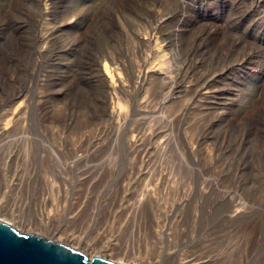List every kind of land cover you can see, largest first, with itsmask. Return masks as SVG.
Masks as SVG:
<instances>
[{"label": "rangeland", "instance_id": "1", "mask_svg": "<svg viewBox=\"0 0 264 264\" xmlns=\"http://www.w3.org/2000/svg\"><path fill=\"white\" fill-rule=\"evenodd\" d=\"M139 1L52 0L48 3H36L35 0H0V49H2L0 50V122L5 123L7 121L14 105L17 104L22 109L24 108L17 118L18 121H14L8 126V133L0 135V210L5 213L0 215V218L3 217L21 233H27L25 230L27 228L24 229L16 222L17 220H21V223L25 221L24 224L29 225L34 234L43 235L44 238L48 239L52 234L58 235L62 238L61 240H64L65 234L68 236L74 233L72 236H77L84 241L88 237L87 242H85L90 247L99 239L93 247L114 251L113 253L118 250L117 254L115 253V258L123 260L124 264L137 262L198 264L202 261L209 262L207 264H264V0ZM186 2L187 4H185ZM250 3L252 6L248 5ZM37 9L40 10L36 11ZM160 10L164 13H161ZM182 17L185 19L184 22ZM64 21L66 23H63ZM37 26H39V31ZM172 29L174 33H172ZM137 30L139 31L137 32ZM166 30L170 31L167 32ZM150 31L153 32L152 36ZM35 36L39 39L37 40ZM117 37L118 39H116ZM66 39L67 42H65ZM110 41L111 43H109ZM67 43L68 45H66ZM25 45L26 47H24ZM158 46L161 48L158 49ZM35 47L38 49L36 50ZM100 47L101 49H99ZM171 47L176 48L173 49L175 53L170 50ZM132 49H135V52ZM24 50H29L32 53L37 51L38 54L33 55L35 59L40 56V61L36 59L40 63L37 64L35 60L31 64L33 60L31 58L32 60L26 61V64L19 57ZM101 50L106 54V57L114 56L117 63H123L125 67L127 65V71L132 62L141 64L143 58L148 59V66L158 67L157 64L155 65L156 52L165 51L163 57L167 56L166 59H170L171 68L174 70L171 75L175 77V80L180 75H177V69L180 66L182 68V65L186 67L183 83L187 86L186 91L179 90L178 93L173 94L174 100L170 105L171 108L169 106V108H162L155 114H149L150 108L144 112L143 110L142 112L138 111V113L135 111L133 116H128V120L123 124L124 127L118 128L113 123L114 120L109 119L102 108L96 107L98 105H88L85 103L86 101H79L77 98L79 91L89 92L97 87L96 77L98 75L96 69L89 63L94 56L102 53ZM149 54L150 56H148ZM10 55L11 57H9ZM168 56L170 57L168 58ZM101 64L99 65L101 73L106 75L103 63L101 62ZM17 67H19V71ZM7 68L9 69L7 70ZM10 71L11 73H9ZM38 73L39 75L34 77ZM87 73L88 75H86ZM120 74L124 75V72L121 71ZM115 78L116 76H114ZM30 79L31 81H29ZM15 84L19 88H16ZM21 88L24 98L21 96L12 101L13 94ZM74 90L78 91L75 92ZM133 93L137 94L134 91ZM144 94L147 95L141 93L139 99L145 96ZM28 95H31L29 96L31 98ZM119 97L120 101H124L126 98L122 95ZM28 99L31 101L29 102ZM175 100L176 102H174ZM122 101L121 104H123ZM177 108L186 109L183 112L184 118L178 123L179 125L166 126L169 123V118H171V116L166 117V114L168 112L169 115L179 114L181 110ZM71 109L72 111H70ZM126 109L131 113L130 107ZM211 110L216 112L213 113ZM143 115H147L148 118L145 116V119ZM147 119L152 120V122L147 121ZM166 119L168 120L166 121ZM219 119L220 121H218ZM19 122L21 123L19 124ZM192 124L196 127L195 130ZM133 125H136V128L142 127L141 129L145 132L148 131L143 132L146 136L151 132L150 129L158 126L161 127L157 128L158 131L163 134L156 137L151 145L145 144L146 141H144L145 143L141 142L148 147L142 162L135 154L139 148H128L125 143V141L127 142L126 139L135 134V132L127 129ZM143 126L148 128H143ZM172 128L173 130H171ZM114 129L116 130L114 131ZM123 135L126 136L125 139ZM187 138L190 140L188 141ZM157 143L159 144L158 149L152 150V146L158 145ZM86 145L88 148L85 147ZM189 145L195 147L197 156L186 154L185 149ZM77 154L78 157H76ZM84 156L85 158H83ZM154 158L157 161L155 163L153 162ZM149 159L151 160L148 161ZM131 161L133 164L130 165ZM134 162L136 163L134 164ZM150 163L151 166H149ZM132 168L136 172L132 171ZM138 170L140 173H137ZM150 170L151 173H149ZM146 171H149V174ZM157 174L159 175L157 176ZM150 176H153V180ZM149 177L150 179H148ZM140 180L141 182H139ZM207 180L214 182L215 188L207 186ZM216 185L218 186L216 187ZM144 188L145 190H143ZM146 189L152 197L155 196L149 202L142 200V194ZM223 189L230 193L229 198H220L219 191L223 192ZM139 191L140 194L137 195ZM228 199L230 200L228 201ZM242 200L243 202L239 203ZM246 200L248 202H245ZM245 203L251 208L247 209ZM235 206L237 212H233ZM44 210L45 212L50 211L49 215L52 213L53 217L51 214L45 229H39L37 227L40 224L39 213ZM229 210L230 212H228ZM249 221L251 225L255 224L254 228L249 226ZM254 221L256 223H252ZM41 223L45 224V222ZM61 230L66 231V233ZM258 230L259 232H257ZM103 233L104 235H102ZM99 236L101 238H98ZM254 236H257L255 240L253 239ZM70 243L68 246L81 250L78 244ZM202 251H206L207 254ZM81 252L89 259L95 256L87 250H81Z\"/></svg>", "mask_w": 264, "mask_h": 264}, {"label": "bare ground", "instance_id": "2", "mask_svg": "<svg viewBox=\"0 0 264 264\" xmlns=\"http://www.w3.org/2000/svg\"><path fill=\"white\" fill-rule=\"evenodd\" d=\"M48 0H35V2L36 3H48V2H51L52 0H49L48 2H47ZM55 1V0H54ZM60 1V0H59ZM84 1V0H83ZM88 1H90V0H88ZM93 1V0H92ZM110 1H112V0H110ZM140 1H142V0H140ZM139 1V2H140ZM154 1V0H153ZM174 1V0H173ZM183 1V0H182ZM190 1V0H189ZM188 1V2H189ZM224 1V0H223ZM242 1V0H241ZM249 1H251V0H249ZM71 2V1H70ZM103 2H106V1H103ZM103 2H101V3H103ZM155 2V1H154ZM160 2V1H159ZM194 2V1H193ZM253 2V1H252ZM259 2V1H258ZM35 3V4H36ZM96 3V2H95ZM116 3H117V1H116ZM118 3H120L119 1H118ZM141 3H143V2H141ZM153 3V2H152ZM174 3V2H173ZM202 3V2H201ZM205 3V2H204ZM242 3V2H241ZM26 4V3H25ZM135 4V3H134ZM146 4V3H145ZM150 4H151V2H150ZM156 4V3H155ZM175 4V3H174ZM173 4V5H174ZM185 4H187V2L185 3ZM189 4V3H188ZM207 4V3H206ZM234 4V3H233ZM232 4V5H233ZM238 4H239V2H238ZM243 4V3H242ZM258 4H260V3H258ZM26 5H28V4H26ZM33 5H34V3H33ZM43 5H46V4H43ZM137 5V4H136ZM158 5V4H157ZM182 5H184V4H182ZM191 5V4H190ZM195 5V4H194ZM249 6H252L251 5V3L250 4H248ZM38 6V5H37ZM48 6V5H47ZM52 6H53V4H52ZM56 6H58V5H56ZM63 6V5H62ZM129 6H131V5H129ZM142 6H144V5H142ZM159 6H160V4H159ZM162 6V5H161ZM186 7H187V5H185ZM189 6V5H188ZM192 6V5H191ZM239 6V5H238ZM241 6V5H240ZM243 6H244V4H243ZM247 6V5H246ZM35 7V6H34ZM46 7V6H45ZM64 7H66V6H64ZM63 7V8H64ZM166 7V6H165ZM199 7V6H198ZM206 7V6H205ZM255 7V6H254ZM20 8V7H19ZM26 8H28V7H26ZM30 8V7H29ZM32 9H33V6L31 7ZM52 8V7H51ZM140 8V7H139ZM144 8V7H143ZM156 8H158V7H156ZM159 8H162V7H159ZM158 8V9H159ZM172 8L174 9V6H172ZM192 8V7H191ZM240 8V7H239ZM238 8V9H239ZM242 8V7H241ZM15 9H17V8H15ZM35 9V8H34ZM67 9V8H66ZM132 9V8H131ZM163 9V8H162ZM181 9V8H180ZM184 9V8H183ZM187 9V8H186ZM197 9V8H196ZM195 9V10H196ZM237 9V8H236ZM251 9V8H250ZM17 10H19V9H17ZM22 10H23V8H22ZM40 10V9H39ZM38 9L36 10V11H39ZM45 10V9H44ZM52 10V9H51ZM150 10V9H149ZM178 10V9H177ZM25 11V10H24ZM54 11V10H53ZM57 11V10H56ZM62 11V10H61ZM60 11V12H61ZM144 11V10H143ZM153 11H156V10H153ZM190 11V10H189ZM254 11V10H253ZM26 12V11H25ZM25 12H24V14H25ZM41 12V11H40ZM59 12V13H60ZM63 12V11H62ZM121 12V11H120ZM159 12V11H158ZM160 12H161V10H160ZM173 12H174V10H173ZM173 12H171L172 14H173ZM178 12V11H177ZM244 12H246V11H244ZM256 12V11H255ZM264 12V11H263ZM48 13V12H47ZM124 13H125V11H124ZM149 13V12H148ZM157 13V12H156ZM161 13H164V12H161ZM179 13V12H178ZM180 13H181V11H180ZM185 13V12H184ZM189 13V12H188ZM43 14V13H42ZM50 14V13H49ZM52 14V13H51ZM58 14V13H57ZM64 14V13H63ZM136 14V13H135ZM256 14V13H255ZM262 14V13H261ZM22 15V14H21ZM34 15V14H33ZM32 15V17H34ZM141 15V14H140ZM149 15V14H148ZM166 15V14H165ZM184 15H186V13L184 14ZM242 15H243V13H242ZM28 16V15H27ZM27 16H25V17H27ZM46 16V15H45ZM51 16V15H50ZM64 16V15H63ZM119 16V15H118ZM129 16V15H128ZM131 16V15H130ZM170 16V15H169ZM176 16V15H175ZM24 17V18H25ZM53 17H54V15H53ZM76 17V16H75ZM74 17V18H75ZM120 17V16H119ZM132 17V16H131ZM134 17V16H133ZM146 17H147V15H146ZM161 17V16H160ZM167 17V16H166ZM173 17V16H172ZM244 17V16H243ZM246 17V16H245ZM21 18H23V17H21ZM28 18V17H27ZM31 18V17H30ZM38 18V17H37ZM40 18H41V16H40ZM43 18V17H42ZM122 18V17H121ZM120 18V19H121ZM141 18V17H140ZM147 18H149V17H147ZM156 18V17H155ZM154 18V19H155ZM176 18H177V16H176ZM183 18V17H182ZM192 18V17H191ZM229 18V17H228ZM32 19V18H31ZM43 19H45V18H43ZM122 19H124V18H122ZM240 19H241V17H240ZM261 19H262V15H261ZM73 20V19H72ZM71 20V21H72ZM131 20V19H130ZM157 21H158V18L156 19ZM155 20V21H156ZM161 20H162V18H161ZM21 21V20H20ZM29 21V20H28ZM32 21V20H31ZM61 21V20H60ZM69 21V20H68ZM150 21H152V20H150ZM170 21V20H169ZM185 21V19L183 18V22ZM41 22H42V20H41ZM40 22V23H41ZM50 22H51V20H50ZM54 22V21H53ZM59 22V21H58ZM66 22H67V20H66ZM65 21L63 22V23H66ZM129 22V21H128ZM127 22V23H128ZM131 22V21H130ZM176 22V21H175ZM262 22V21H261ZM107 23V22H106ZM123 23H125V22H123ZM151 23V22H150ZM154 23V22H153ZM158 23V22H157ZM172 23V22H171ZM234 23V22H233ZM264 23V22H263ZM36 24V23H35ZM135 24V23H134ZM161 24H162V22H161ZM9 25V24H8ZM50 25H52V24H50ZM56 25H57V22H56ZM108 25V24H107ZM124 25V24H123ZM141 25V24H140ZM147 25V24H146ZM157 25V24H156ZM155 25V26H156ZM169 26H170V24H168ZM12 26V25H11ZM111 26V25H110ZM119 26V25H118ZM126 25H124V27H125ZM145 26V25H144ZM149 26V25H148ZM154 26V25H153ZM186 26H187V24H186ZM197 26V25H196ZM16 27V26H15ZM38 27L39 26H37V29H38ZM70 27H71V25H70ZM133 27V26H132ZM151 27V26H150ZM150 27H148L149 29H150ZM173 27V26H172ZM201 27V26H200ZM200 27H198V28H200ZM18 28H20V27H18ZM30 28V27H29ZM28 28V29H29ZM35 28V27H34ZM53 28V27H52ZM96 28V27H95ZM126 28H127V26H126ZM134 28V27H133ZM141 28V27H140ZM144 28V27H143ZM157 28H158V25H157ZM170 28V27H169ZM176 28H177V26H176ZM175 28V29H176ZM180 28V27H179ZM197 28V27H196ZM94 29V28H93ZM122 29V28H121ZM125 29V28H124ZM139 29V28H138ZM190 29H192L191 27H190ZM201 29V28H200ZM223 29V28H222ZM51 30V29H50ZM60 30V29H59ZM117 30V29H116ZM118 30H119V28H118ZM129 30V29H128ZM128 30H127V32H128ZM142 30V29H141ZM173 30V29H172ZM180 30V29H179ZM178 30V31H179ZM182 30V29H181ZM197 30V29H196ZM199 30V29H198ZM38 31H39V29H38ZM99 31V30H98ZM115 31V30H114ZM139 30H137V32H138ZM155 31H156V27H155ZM167 31V30H166ZM168 31H170V30H168ZM167 31V32H168ZM191 31V30H190ZM200 31V30H199ZM26 32V31H25ZM64 32V31H63ZM112 32V31H111ZM143 32L145 33V31L143 30ZM142 32V33H143ZM185 32H186V30H185ZM195 32V31H194ZM197 32V31H196ZM29 33V32H28ZM37 34H38V32H36ZM109 33H110V31H109ZM118 33H120V32H118ZM123 33V32H122ZM129 33V32H128ZM132 33V32H131ZM149 33V32H148ZM150 33H151V31H150ZM159 33V32H158ZM172 33H174V30H173V32ZM183 33V32H182ZM191 33V32H190ZM192 33H193V30H192ZM206 34H207V32H205ZM35 34V33H34ZM36 34V35H37ZM59 34V33H58ZM133 34V33H132ZM152 34H153V32L151 33V36H152ZM168 34H170V33H168ZM22 35V34H21ZM28 35V34H27ZM46 35V34H45ZM52 35V34H51ZM55 35V34H54ZM125 35V34H124ZM150 35V34H149ZM156 35H158L157 33H156ZM177 36H178V34H176ZM181 35V34H180ZM196 35V34H195ZM197 35H199V34H197ZM200 35H201V33H200ZM199 35V36H200ZM78 36V35H77ZM101 36V35H100ZM133 36V35H132ZM135 36V35H134ZM147 36V35H146ZM169 36H171V35H169ZM194 36V35H193ZM19 37V36H18ZM79 37H81V36H79ZM126 37V36H125ZM131 37V36H130ZM136 37V36H135ZM144 37V36H143ZM154 37V36H153ZM164 37V36H163ZM174 37V36H173ZM179 37V36H178ZM182 37H183V34H182ZM189 37V36H188ZM204 37V36H203ZM17 38V37H16ZM22 38V37H21ZM28 38V37H27ZM35 38H36V36H35ZM41 38V37H40ZM63 38V37H62ZM70 38V37H69ZM78 38V37H77ZM115 38V37H114ZM148 38H150V36H148ZM185 38V37H184ZM196 38V37H195ZM202 38V37H201ZM237 38H239V37H237ZM22 39H24V38H22ZM37 39V38H36ZM39 39V38H38ZM37 39V40H38ZM44 39H46V38H44ZM53 39H55V38H53ZM52 39V40H53ZM60 39V38H59ZM79 39V38H78ZM108 39V38H107ZM116 39H118V37L116 38ZM131 39V38H130ZM134 39H136V38H134ZM164 39V38H163ZM166 39V38H165ZM170 39V38H169ZM168 39V40H169ZM177 39V38H176ZM240 39V38H239ZM19 40V39H18ZM34 40V39H33ZM99 40V39H98ZM113 40V39H112ZM172 40V39H171ZM189 40V39H188ZM192 40V39H191ZM13 41V40H12ZM32 41V40H31ZM40 41V40H39ZM43 41V40H42ZM46 41V40H45ZM44 41V42H45ZM57 41V40H56ZM102 41H104V40H102ZM106 41V40H105ZM143 41V40H142ZM157 41V40H156ZM175 41V40H174ZM180 41V40H179ZM235 41H238V40H235ZM21 42V41H20ZM50 42V41H49ZM53 42V41H52ZM65 42H67V39H66V41ZM100 42V41H99ZM144 42V41H143ZM142 42V43H143ZM147 42V41H146ZM166 42V41H165ZM170 42V41H169ZM173 42V41H172ZM175 42H177V41H175ZM174 42V43H175ZM188 42V41H187ZM204 42V41H203ZM206 42V41H205ZM209 42V41H208ZM10 43V42H9ZM11 43H13V42H11ZM19 43V42H18ZM24 43V42H23ZM37 43V42H36ZM39 43V42H38ZM46 43V42H45ZM44 43V44H45ZM48 43V42H47ZM64 43V42H63ZM97 43V42H96ZM109 43H111V41L109 42ZM134 43V42H133ZM132 43V44H133ZM152 43V42H151ZM151 43H149L150 45H151ZM231 43V42H230ZM14 44V43H13ZM17 44V43H16ZM32 44V43H31ZM42 44H43V42H42ZM52 44V43H51ZM131 44V45H132ZM161 44V43H160ZM166 44V43H165ZM169 44V43H168ZM170 44L172 45V43L170 42ZM178 44V43H177ZM188 44V43H187ZM204 44V43H203ZM210 44V43H209ZM214 43H212V45H213ZM228 44V43H227ZM24 45V44H23ZM28 45V44H27ZM48 45V44H47ZM52 45H54V44H52ZM66 45H68V43L66 44ZM65 45V46H66ZM78 45V44H77ZM82 45V44H81ZM84 45V44H83ZM108 45V44H107ZM141 45V44H140ZM149 45V46H150ZM183 45V44H182ZM189 45V44H188ZM211 45V46H212ZM215 45V44H214ZM224 45V44H223ZM231 45V44H230ZM13 46V45H12ZM18 46V45H17ZM35 46V45H34ZM39 46V45H38ZM92 46V45H91ZM95 46V45H94ZM102 46V45H101ZM134 46H135V44H134ZM144 46H145V44H144ZM162 46V45H161ZM173 46V45H172ZM186 46V45H185ZM185 46H183V47H185ZM205 46V45H204ZM216 46V45H215ZM226 46V45H225ZM1 47V46H0ZM20 47H22L21 45H20ZM19 47V48H20ZM24 47H26V45L24 46ZM41 47V46H40ZM39 47V48H40ZM45 47V46H44ZM43 47V48H44ZM74 47V46H73ZM122 47V46H121ZM124 47H125V45H124ZM151 47H152V45H151ZM189 47H190V45H189ZM207 47V46H206ZM210 47V46H209ZM13 48V47H12ZM15 48V47H14ZM32 48V47H31ZM46 48V47H45ZM49 47H47V49H48ZM59 48V47H58ZM57 48V49H58ZM82 48V47H81ZM109 48V47H108ZM136 48V47H135ZM139 48H141V47H139ZM145 48V47H144ZM143 48V49H144ZM159 48H161V47H159L158 46V49ZM175 47H171V49L170 50H173ZM178 48V47H177ZM211 48V47H210ZM8 49V48H7ZM35 49L37 50L38 49V47L36 48L35 47ZM50 49V48H49ZM64 49V48H63ZM99 49H101V47L99 48ZM110 49V48H109ZM117 49V48H116ZM157 49V48H156ZM163 49H164V47H163ZM176 49V48H175ZM204 49H205V47H204ZM0 50H2V49H0ZM9 50V49H8ZM21 50V49H20ZM20 50H19V52H20ZM42 50V49H41ZM40 50V51H41ZM82 50V49H81ZM105 50V49H104ZM112 50V49H111ZM115 50V49H114ZM129 50H131L130 48H129ZM128 50V51H129ZM135 50V49H134ZM133 49H132V51H134ZM142 50V49H141ZM155 50V49H154ZM185 50V49H184ZM202 50V49H201ZM200 50V51H201ZM207 50V49H206ZM217 50H219V49H217ZM223 50V49H222ZM5 51V50H4ZM52 51V50H51ZM83 51V50H82ZM102 51V50H101ZM123 51V50H122ZM131 51V52H132ZM147 51H149V50H147ZM175 50H173V52H174ZM186 51V50H185ZM189 51V50H188ZM212 51V50H211ZM12 52V51H11ZM87 52V51H86ZM93 52V51H92ZM99 52V51H98ZM112 52H114V51H112ZM126 52V51H125ZM130 52V53H131ZM135 52V51H134ZM145 53H147L146 51H144ZM143 52V53H144ZM162 52V51H161ZM165 52V51H164ZM164 52H162V53H160V51L159 52H156L155 54H156V60H155V65L157 64V66L158 67H150V66H148V59H142L143 60V62L141 63V64H137V63H134V62H132L131 64H130V68L128 69V71H127V65H126V67H125V65L123 64V63H117L116 62V59H115V57L114 56H107L106 57V54H104V52L102 51V53H99L98 54V56H94V58H92V56H91V61H90V65H93V67H94V69H96V72H97V79H96V82H98V84H97V87L96 88H93L91 91H89V92H87V93H89V95H87V93L85 92V91H79V93H78V99H79V101H86L85 103H88V105H94V106H96V105H98V106H96V107H100V108H102L103 109V111L105 112V114H106V116L109 118V119H112V120H114V122L113 123H115V125L118 127V128H120V127H124L123 126V124H124V122L126 121V120H128V116H133L134 114H135V111H137V113H138V111L139 112H142V110H143V112L148 108H150V110H151V112H149V114L150 113H157L158 111H160V109H162V108H167L168 106L170 107V105L172 104V100H174L173 99V94H175L177 91H183V90H185L186 89V87L187 86H185L183 83H184V77L186 76V67L185 66H183L182 65V68H181V66L177 69V71H176V73H177V75L178 74H180L179 75V77H178V79L177 80H175V77H172V75H171V73L174 71V70H172V68H171V63L169 62L170 61V59L168 60V59H166V57L164 58L163 57V55H164ZM168 52V51H167ZM170 52V51H169ZM220 52V51H219ZM13 53V52H12ZM38 54V52L36 51V52H30L29 50H24V52H23V54L22 55H20L19 57H21L22 58V60H24V62H30L32 59L31 58H33V60L31 61L32 63L31 64H33L34 63V61L37 59V57H36V59L34 58L35 56L33 55V54ZM130 53H129V55H130ZM138 53V52H137ZM142 53V52H141ZM142 53V54H143ZM150 53V52H149ZM171 53V52H170ZM175 53V52H174ZM179 53V52H178ZM6 54V53H5ZM4 54V55H5ZM10 54V53H9ZM82 54V53H81ZM112 54V53H111ZM133 54V53H132ZM132 54H131V56H132ZM140 54V53H139ZM138 54V55H139ZM142 54H141V56H142ZM187 54V53H186ZM14 55V54H13ZM40 55V54H39ZM93 55V54H92ZM119 55V54H118ZM118 55H117V57H118ZM146 55V54H145ZM174 55V54H173ZM182 55V54H181ZM15 56V55H14ZM38 56V55H37ZM87 56V55H86ZM125 56V55H124ZM135 56V55H134ZM147 56V55H146ZM148 56H150V54L148 55ZM172 56V55H171ZM219 56V55H218ZM9 57H11V55L9 56ZM41 57H42V55H41ZM45 57H47V56H45ZM170 56H168V58H169ZM173 57V56H172ZM176 57H178V56H176ZM8 58V57H7ZM39 58H40V56H39ZM38 58V59H39ZM83 58V57H82ZM121 58V57H120ZM134 58V57H133ZM138 58V57H137ZM142 58V57H141ZM155 58V57H154ZM198 58V57H197ZM208 58V57H207ZM5 59V58H4ZM37 59V60H38ZM124 59V58H123ZM151 59V58H150ZM153 59V58H152ZM11 60V59H10ZM13 60V59H12ZM36 60V62H37V64H38V62L40 61V59H39V61H37ZM119 60V59H118ZM135 60V59H134ZM154 60V59H153ZM198 60V59H197ZM50 61V60H49ZM79 61V60H78ZM86 61V60H85ZM132 61H133V59H132ZM237 61V60H236ZM8 62H10V61H8ZM27 62H26V64H27ZM87 62V61H86ZM101 62L103 63V67H104V70H105V72H106V75L105 74H103V73H101V69H100V67H99V65L101 64ZM172 62V61H171ZM181 62V61H180ZM185 62V61H184ZM3 63H4V61H3ZM6 63V62H5ZM40 63V62H39ZM140 63V62H139ZM215 64H216V62H214ZM80 64V63H79ZM180 64H182V63H180ZM191 64V63H190ZM230 64V63H229ZM231 64H233V63H231ZM3 65V64H2ZM9 65V64H8ZM36 65V64H35ZM42 65V64H41ZM40 65V66H41ZM83 66H84V63L82 64ZM102 65V64H101ZM150 65V64H149ZM226 65V67H227V64H225ZM244 65V64H243ZM11 66V65H10ZM17 66V65H16ZM29 66V65H28ZM31 66H33V65H31ZM30 66V67H31ZM39 66V65H38ZM43 66V65H42ZM87 66V65H86ZM1 67V66H0ZM3 67V66H2ZM12 67V66H11ZM15 67V66H14ZM25 67V66H24ZM88 67V66H87ZM146 69H145V68ZM225 67V66H224ZM236 67V66H235ZM238 67V66H237ZM18 68V71L20 70L19 69V67H17ZM34 68V67H33ZM38 68V67H37ZM40 68V67H39ZM212 68V67H211ZM9 68H7V70H8ZM28 69V68H27ZM35 69V68H34ZM82 69V68H81ZM225 69V68H224ZM4 70H5V68H4ZM3 70V71H4ZM85 70V69H84ZM88 70V69H87ZM223 70V69H222ZM15 71V70H14ZM13 71V72H14ZM27 71H29V70H27ZM32 71V70H31ZM37 71V70H36ZM121 71H123L124 72V75L122 74H120V72ZM24 72H25V70H24ZM33 72V71H32ZM188 72V71H187ZM208 72V71H207ZM228 72V71H227ZM2 73V72H1ZM5 73V72H4ZM7 73V72H6ZM9 73H11V71L9 72ZM15 73V72H14ZM13 73V74H14ZM27 73V72H26ZM37 73V72H36ZM191 73V72H190ZM196 73V72H195ZM219 73H220V71H219ZM226 73V72H225ZM21 74V73H20ZM96 74V73H95ZM94 74V75H95ZM173 74V73H172ZM214 74V73H213ZM4 75V74H3ZM17 75V74H16ZM39 75V73L37 74V75H34V77L35 76H38ZM86 75H88V73L86 74ZM114 76H116V78L114 79ZM123 76V77H122ZM220 76V75H219ZM11 77V76H10ZM22 77V76H21ZM82 77V76H81ZM191 77H192V75H191ZM5 78H7V77H5ZM26 78V77H25ZM24 78V79H25ZM42 78V77H41ZM10 79V78H9ZM12 79H13V77H12ZM19 79V78H18ZM32 79V78H31ZM31 79L29 80V81H31ZM84 79V78H83ZM205 79H206V77H205ZM209 79V78H208ZM210 79H211V77H210ZM4 80V79H3ZM2 80V81H3ZM7 80H8V78H7ZM6 80V81H7ZM26 80V79H25ZM85 80H86V78H85ZM94 80H95V78H94ZM1 81V82H2ZM5 81V80H4ZM28 81V80H27ZM33 81V80H32ZM41 81V80H40ZM161 81V83H159ZM176 81V82H175ZM34 82H35V78H34ZM33 82V83H34ZM37 82V81H36ZM89 82V81H88ZM91 82V81H90ZM94 82V81H93ZM188 82V81H187ZM8 83V82H7ZM11 83V82H10ZM16 83V82H15ZM24 83V82H23ZM42 83V82H41ZM209 83V82H208ZM3 84V83H2ZM1 84V85H2ZM6 84V83H5ZM20 84V83H19ZM22 84V83H21ZM20 84V85H21ZM28 84H30V83H28ZM92 84V83H91ZM94 84V83H93ZM32 85V84H31ZM38 85V84H37ZM6 86V85H5ZM15 86H16V84H15ZM26 86H28V85H26ZM41 86V85H40ZM84 86V85H83ZM94 86V85H93ZM208 86V85H207ZM24 87V86H23ZM22 87V88H23ZM32 87V86H31ZM36 87V86H35ZM38 87V86H37ZM42 87V86H41ZM211 87V86H210ZM16 88H19V87H17L16 86ZM22 88L20 89V90H18L16 93H14L13 94V98H12V101L13 100H15V99H18V98H20L21 96H22ZM27 88H30V87H27ZM33 88V87H32ZM82 88V87H81ZM83 88H85V87H83ZM3 89V88H2ZM12 89H13V86H12ZM86 89H88V88H86ZM98 89V90H97ZM197 89V88H196ZM205 89H208V88H205ZM212 89H213V87H212ZM4 91H5V89H3ZM25 90V89H24ZM31 90V89H30ZM88 90H90V89H88ZM204 90V89H203ZM1 91V90H0ZM75 91V90H74ZM76 91H78V90H76ZM75 91V92H76ZM132 91V92H131ZM133 91L135 92V93H137V94H134L133 93ZM186 91V90H185ZM211 91V90H210ZM213 91V90H212ZM15 92V91H14ZM24 92V91H23ZM32 92V91H31ZM190 92V91H189ZM193 92V91H192ZM191 92V93H192ZM141 93H146L147 95H145V96H142V98H140L139 99V97L141 96L140 94ZM178 93V92H177ZM191 93H189V94H191ZM7 94V93H6ZM32 94V93H31ZM77 94V93H76ZM185 94H187V93H185ZM205 94H207V93H205ZM210 94H212V93H210ZM1 95H2V93H1ZM24 95H25V92H24ZM119 95H122V96H124V101H122L123 102V104H121V101H120V97H119ZM140 95V96H139ZM143 95V94H142ZM188 95V94H187ZM29 96H31V95H28V97ZM2 97V96H1ZM23 98H24V96H22ZM37 97V96H36ZM137 99H136V98ZM197 97V96H196ZM198 97H199V95H198ZM29 98H31V97H29ZM33 98H34V96H33ZM183 98V97H182ZM211 98H212V96H211ZM6 99V98H5ZM207 99H208V96H207ZM9 100V99H8ZM20 100V99H19ZM29 100V99H28ZM200 100V99H199ZM24 101V100H23ZM22 101V102H23ZM31 100H29V102H30ZM34 101V100H33ZM39 101V100H38ZM65 101H67V100H65ZM74 101V100H73ZM189 101V100H188ZM174 102H176V100L174 101ZM184 102V101H183ZM182 102V103H183ZM13 103H15V102H13ZM32 103H34V102H32ZM186 103V102H185ZM210 103V102H209ZM221 103V102H220ZM25 104V103H24ZM31 104V103H30ZM96 104V105H95ZM184 104V103H183ZM200 104V103H199ZM206 104V103H205ZM2 105H4V104H2ZM7 105V104H6ZM17 105V104H16ZM14 105V109H13V111H11L9 114H10V116L7 118V121L5 122V123H2V122H0V135H2V134H6V133H8L7 132V128H8V126L12 123V122H16V121H18L17 120V118H19L18 116H19V114L21 113V112H23V109H22V107L20 106V105ZM26 105V104H25ZM176 105H177V103H176ZM178 105H180L179 103H178ZM12 106V105H11ZM16 106V107H15ZM222 106V105H221ZM27 107V106H26ZM91 107V106H90ZM129 107H130V110H131V113H129L130 111H128L126 108H128L129 109ZM168 107V108H169ZM201 107H203L202 105H201ZM217 107V106H216ZM30 108V107H29ZM28 108V109H29ZM80 108V107H79ZM82 108V107H81ZM87 108V107H86ZM92 108V107H91ZM171 108V107H170ZM178 109V108H177ZM190 109V108H189ZM188 109V110H189ZM4 110H5V108H4ZM10 110V109H9ZM77 110V109H76ZM178 110H181L180 108L178 109ZM184 110H186L185 108L184 109H182L181 111H180V113L179 114H176V115H169L168 113L166 114L167 116L166 117H168L169 118V116H171V118H169L170 120H169V123H167V125L166 126H171V124L173 125V124H175V125H177L178 123H180L181 121H182V119L184 118V114H183V112H184ZM203 110V109H202ZM206 110V109H205ZM216 110H218V109H216ZM70 111H72V109L70 110ZM162 111V110H161ZM169 111V110H168ZM173 111H175V110H173ZM212 111V110H211ZM25 112V111H24ZM148 112V111H147ZM171 112V111H170ZM195 112V111H194ZM213 112V111H212ZM214 112H216V111H214ZM213 112V113H214ZM224 112V111H223ZM8 113V112H7ZM89 113V112H88ZM95 113V112H94ZM97 113H99V112H97ZM134 113V114H133ZM196 113V112H195ZM2 115H4L3 113H1ZM25 114V113H24ZM197 114V113H196ZM200 114V113H199ZM261 114V113H260ZM92 115V114H91ZM101 115V114H100ZM148 115V114H147ZM147 115H145V116H147ZM185 115H186V112H185ZM188 115V114H187ZM212 115V114H211ZM217 115V114H216ZM223 115V114H222ZM226 115V114H225ZM263 115V114H262ZM26 116V115H25ZM103 116V115H102ZM145 116L143 115V117L145 118ZM164 116V115H163ZM197 116V115H196ZM198 116H200V115H198ZM208 116V115H207ZM3 117V116H2ZM165 117V118H166ZM212 117V116H211ZM22 118V117H21ZM29 118V117H28ZM147 118H148V116H147ZM186 118V117H185ZM188 118V117H187ZM220 118V117H219ZM260 118V117H259ZM27 119V118H26ZM25 119V120H26ZM146 119V118H145ZM150 119V118H149ZM149 119H147V121L149 120ZM153 119V118H152ZM210 119H212V118H210ZM221 119V118H220ZM220 119L218 120V121H220ZM22 120V119H21ZM24 120V121H25ZM68 120V119H67ZM155 120V119H154ZM168 119H166V121H167ZM203 120V119H202ZM202 120H201V123H202ZM205 120H206V118H205ZM213 120V119H212ZM20 121V120H19ZM149 121H151L152 122V120H149ZM189 121V120H188ZM209 121V120H208ZM263 121V120H262ZM22 122V121H21ZM21 122H19V124L21 123ZM156 122H157V118H156ZM187 122V121H186ZM228 122V121H227ZM24 123V122H23ZM22 123V124H23ZM27 123V122H26ZM196 123V122H195ZM197 123H198V121H197ZM222 123V122H221ZM224 123V122H223ZM226 123V122H225ZM14 124V123H13ZM126 124V123H125ZM182 124V123H181ZM194 124V123H193ZM193 124H192V126H193ZM16 125H17V123H16ZM15 125V126H16ZM26 125V124H25ZM108 125V124H107ZM131 125V124H130ZM137 125V124H136ZM134 126L133 125V127L132 126H130V127H132V128H134V129H130V127L129 128H127V129H129L130 131H133V132H135V134H133L131 137H129L128 139H126L127 140V142L125 141V143L127 144V146H128V148L130 147V148H134V147H137V152H135V154H137V157L138 158H140L141 159V162L144 160V156H146V153H147V149H148V147L145 145L144 146V144L143 143H141L142 141L144 142V141H146V143L145 144H152V142L155 140V138L156 137H159V135L160 134H162V133H160L159 131H158V127L157 128H154V129H150V133H149V135H147L146 136V132H148V131H144L143 129H141V128H136L137 126ZM179 125V124H178ZM187 125V124H186ZM213 125H215V124H213ZM244 125V124H243ZM14 126V127H15ZM18 126V125H17ZM20 126V125H19ZM22 126V125H21ZM110 126H114V125H110ZM148 127H149V125H147ZM185 126V125H184ZM183 126V127H184ZM197 126V125H196ZM218 126V125H217ZM117 127H115L116 129H117ZM140 127V126H139ZM145 126H143V128H144ZM148 127H145V128H148ZM194 127V126H193ZM198 127H200V126H198ZM211 127V126H210ZM224 127V126H223ZM226 127V126H225ZM11 128H13V127H11ZM20 128V127H19ZM18 128V129H19ZM149 128H151V127H149ZM159 128H161V127H159ZM167 128V127H166ZM195 128L196 127H194V130H195ZM209 128V127H208ZM221 128V127H220ZM23 129V128H22ZM111 129V128H110ZM116 129H114V131L116 130ZM126 129V128H125ZM193 129V128H192ZM198 129V128H197ZM12 130V129H11ZM14 130H15V128H14ZM13 130V131H14ZM25 130H26V128H25ZM100 130V129H99ZM101 130H103V128H101ZM119 130V129H118ZM117 130V131H118ZM141 130H143V131H141ZM147 130H149V129H147ZM166 130H168V129H166ZM171 130H173V128L171 129ZM176 130V129H175ZM185 130V129H184ZM191 130V129H190ZM222 129H220V131H221ZM13 131H12V133H13ZM17 131H19V130H17ZM20 131H21V129H20ZM120 131V130H119ZM162 131V130H161ZM165 131V130H164ZM210 131V130H209ZM226 131H227V129H226ZM23 132H24V130H23ZM99 132V131H98ZM143 132H145V133H143ZM190 132H192V130L190 131ZM212 132V131H211ZM221 132H223L224 133V131H221ZM11 133V132H10ZM16 133V132H15ZM103 133V132H102ZM101 133V134H102ZM120 133V132H119ZM222 133V134H223ZM167 134V133H166ZM184 134V133H183ZM192 134V133H191ZM190 134V136H192ZM210 134V133H209ZM82 135H83V133H82ZM97 135H99V134H97ZM109 135V134H108ZM107 135V136H108ZM163 135V134H162ZM189 135V134H188ZM208 135V134H207ZM11 136V135H10ZM124 136V135H123ZM179 136V135H178ZM202 136V135H201ZM7 137H8V135H7ZM82 137V136H81ZM105 137H106V134H105ZM104 137V138H105ZM125 137L126 136H124L123 138L125 139ZM162 137V136H161ZM164 137H166V136H164ZM168 137H169V135H168ZM175 137V136H174ZM176 137H177V134H176ZM193 137V136H192ZM228 137V136H227ZM4 138H6V136H4ZM3 138V139H4ZM61 138V137H60ZM101 138V137H100ZM104 138H102V139H104ZM172 138V137H171ZM179 138V137H178ZM202 138V137H201ZM214 138V137H213ZM216 138V137H215ZM218 138V137H217ZM225 138H226V136H225ZM7 139V138H6ZM158 139H160V138H158ZM168 139H170V138H168ZM188 139V138H187ZM85 140V139H84ZM83 140V141H84ZM165 140H167V139H165ZM179 140V139H178ZM190 139H188V141H189ZM199 140V139H198ZM202 140V139H201ZM78 141V140H77ZM101 141V140H100ZM158 141V140H157ZM161 141V140H160ZM164 141V140H163ZM171 141V140H170ZM187 141V140H186ZM191 141H193V140H191ZM205 141V140H204ZM242 141V140H241ZM99 142V141H98ZM103 142V141H102ZM138 142H139V145H138ZM177 142V141H176ZM199 142V141H198ZM208 142H210V141H208ZM218 142H219V140H218ZM227 142V141H226ZM78 143V142H77ZM87 143V142H86ZM100 143V142H99ZM154 143V142H153ZM163 143V142H162ZM166 143V142H165ZM178 143V142H177ZM181 143V142H180ZM195 143V142H194ZM193 143V144H194ZM203 143V142H202ZM60 144V143H59ZM158 144V143H157ZM172 144V143H171ZM198 144V143H197ZM77 145V144H76ZM78 145H80V144H78ZM84 145V144H83ZM163 145V144H162ZM168 145H170V144H168ZM200 145V144H199ZM217 145V144H216ZM224 145V144H223ZM72 146V145H71ZM82 146V145H81ZM80 146V147H81ZM139 146V147H138ZM177 146V145H176ZM181 146H182V144H181ZM207 146V145H206ZM51 147V146H50ZM79 147V146H78ZM85 147H87V145L85 146ZM158 147H159V144L158 145H156V146H152V150H157L158 149ZM166 147V146H165ZM164 147V148H165ZM171 147V146H170ZM169 147V148H170ZM183 147H185V146H183ZM197 147V146H196ZM223 147V146H222ZM53 148V147H52ZM82 148V147H81ZM88 148V147H87ZM73 149V148H72ZM77 149V148H76ZM83 149V148H82ZM86 149V148H85ZM174 149V148H173ZM177 149H179V148H177ZM183 149H185V148H183ZM198 149V148H197ZM54 150V149H53ZM78 150V149H77ZM186 154H188V155H190V156H194V155H196V149H195V147L193 146V145H189V147H186ZM219 150V149H218ZM79 151V150H78ZM80 151H81V149H80ZM131 151V150H130ZM129 151V152H130ZM168 151V150H167ZM176 151V150H175ZM181 151V150H180ZM179 151V152H180ZM85 152V151H84ZM89 152V151H88ZM133 152V151H132ZM169 152H170V150H169ZM178 152V151H177ZM183 152V151H182ZM86 153V152H85ZM134 153V152H133ZM132 153V154H133ZM184 153V152H183ZM81 153H79V155H80ZM200 154V153H199ZM204 154H205V152H204ZM182 155H184V154H182ZM81 156V155H80ZM86 156V155H85ZM85 156L83 157V158H85ZM130 156V155H129ZM136 156V155H135ZM151 156V155H150ZM169 156V155H168ZM185 156V155H184ZM197 156V155H196ZM195 156V157H196ZM76 157H78V154H77V156ZM82 157V156H81ZM161 157V156H160ZM159 157V158H160ZM244 157V156H243ZM146 158V157H145ZM153 158V157H152ZM151 158V159H152ZM156 158V157H155ZM154 158V163L155 162H157L156 161V159ZM184 158V157H183ZM202 158H204V157H202ZM151 159H149L148 161H150ZM205 159V158H204ZM251 159V158H250ZM80 160V159H79ZM153 160V159H152ZM157 160H158V158H157ZM193 160V159H192ZM191 160V161H192ZM133 161V160H132ZM130 162V165H131V163L133 164V162ZM147 161V162H148ZM187 161V160H186ZM205 161H206V159H205ZM152 162V161H151ZM188 162H190V161H188ZM208 162V161H207ZM136 162H134V164H135ZM145 164V163H144ZM147 164V163H146ZM180 164V163H179ZM140 166V165H139ZM148 166V165H147ZM149 166H151V163H150V165ZM148 166V167H149ZM170 166V165H169ZM137 167H138V165H137ZM145 167H146V165H145ZM149 168H151V167H149ZM157 168V167H156ZM159 168V167H158ZM157 168V169H158ZM173 168V167H172ZM142 169V168H141ZM152 169H153V167H152ZM151 169V170H152ZM160 169V168H159ZM132 171L134 170V168H132L131 169ZM145 170V169H144ZM151 170H150V172L149 173H151ZM156 170V169H155ZM155 170H154V172H155ZM162 170V169H161ZM193 170V169H192ZM129 171H130V169H129ZM135 171V170H134ZM140 170H138L137 171V173L139 172ZM143 171V170H142ZM157 171V170H156ZM159 171V170H158ZM166 171V170H165ZM85 172V171H84ZM136 172V171H135ZM147 172V171H146ZM147 172V173H148ZM140 173V172H139ZM148 173V174H149ZM157 173V172H156ZM161 173V172H160ZM209 173H211V172H209ZM165 174H167V173H165ZM138 175V174H137ZM159 174H157V176H158ZM208 175V174H207ZM209 175H212V174H209ZM143 176V175H142ZM146 177V176H145ZM151 177V176H150ZM150 177L148 178V179H150ZM153 177V176H152ZM151 177V179L153 180V178ZM161 177H165V176H161ZM166 177H168V176H166ZM142 178H144V177H142ZM157 178H159V177H157ZM209 178H210V176H209ZM212 178V177H211ZM139 179V178H138ZM154 179H156V178H154ZM161 179V178H160ZM164 179V178H163ZM166 179H168V178H166ZM203 179V178H202ZM207 179V178H206ZM141 180H143V179H141ZM141 180L139 181V182H141ZM203 180H205V179H203ZM144 181V180H143ZM151 181V180H150ZM215 181V180H214ZM156 183V182H155ZM162 183V182H161ZM207 183H208V185L207 186H212V187H214L215 188V183L213 182L212 183V181H208L207 180ZM224 183V182H223ZM144 184V183H143ZM149 184V183H148ZM163 184V183H162ZM202 184V183H201ZM219 184V183H218ZM221 184V183H220ZM151 185V184H150ZM153 185H155V184H153ZM158 185V184H157ZM203 185V184H202ZM227 185V184H226ZM19 186V185H18ZM138 186H139V184H138ZM140 186H142V185H140ZM144 186V185H143ZM142 186V187H143ZM164 186V185H163ZM201 186V185H200ZM218 185H216V187H217ZM141 187V188H142ZM151 187V186H150ZM160 187V186H159ZM165 187V186H164ZM220 187V186H219ZM232 187V186H231ZM20 188V187H19ZM149 188V187H148ZM154 188V187H153ZM227 188V187H226ZM234 188V187H233ZM240 188V187H239ZM128 189V188H127ZM150 190H151V188H149ZM168 189V188H167ZM217 189V188H216ZM221 189V188H220ZM228 189V188H227ZM143 190H145V188L143 189ZM164 190V189H163ZM206 190V189H205ZM210 190H213V189H210ZM224 191L223 192H221V190L219 191V196H220V198L221 197H224V198H229L230 196V193L229 192H227V191H225V189H223ZM230 190V189H229ZM228 190V191H229ZM232 190V189H231ZM140 191H141V189H140ZM140 191L139 192H137V195L138 194H140ZM165 191H166V189H165ZM202 191H203V189H202ZM201 191V192H202ZM234 191H236V189H234ZM239 191V190H238ZM154 192V191H153ZM156 192V191H155ZM154 192V193H155ZM170 192V191H169ZM212 192V191H211ZM232 192V191H231ZM144 194H142L143 195V197H142V200H145V201H147V202H149V201H151V198H153V197H155V196H153L152 197V195H151V193L146 189V191L145 192H143ZM161 193V192H160ZM166 193H167V191H166ZM175 193V192H174ZM214 193V192H213ZM156 194H158V193H156ZM236 194H237V192H236ZM155 195V194H154ZM231 195H233V194H231ZM239 195V194H238ZM241 195V194H240ZM164 196V195H163ZM210 196V195H209ZM219 196H217V198H219ZM235 196V195H234ZM254 196V195H253ZM252 196V197H253ZM166 197V196H165ZM168 197V196H167ZM166 197V198H167ZM244 197V196H243ZM251 197V198H252ZM219 198V199H220ZM232 198V197H231ZM241 198V197H240ZM246 198H247V196H246ZM236 199H237V197H236ZM54 200V199H53ZM141 200V201H142ZM161 200V199H160ZM213 200V199H212ZM230 199H228V201H229ZM256 200V199H255ZM49 201V200H48ZM47 201V202H48ZM145 201H143V202H145ZM238 201V200H237ZM52 202V201H51ZM51 202H49V203H51ZM138 202H139V200H138ZM137 202V203H138ZM154 202V201H153ZM218 202V201H217ZM236 202V201H235ZM240 202H243V200L242 201H239V203ZM245 202H248L247 200L245 201ZM253 202V201H252ZM252 202H251V204H252ZM44 203V202H43ZM141 203V202H140ZM234 203V202H233ZM233 203H231V204H233ZM182 204V203H181ZM237 205V204H236ZM245 205H246V203H245ZM179 206V205H178ZM182 206V205H181ZM242 206V205H241ZM2 207V206H1ZM43 207H44V205H43ZM43 207H42V209H43ZM57 207V206H56ZM149 207V206H148ZM236 207V206H235ZM240 207V206H239ZM244 207V206H243ZM245 207H247V209H250L251 208V206L249 205V206H245ZM259 207V206H258ZM40 208V207H39ZM53 208V207H52ZM227 208V207H226ZM233 208V207H232ZM242 208V207H241ZM3 209H4V207H3ZM50 209V208H49ZM48 210V209H47ZM52 210V209H51ZM253 210V209H252ZM262 210V209H261ZM53 211V210H52ZM157 211V210H156ZM225 211V210H224ZM5 212H6V210H5ZM8 212V211H7ZM56 212V211H55ZM228 212H230V210L228 211ZM233 212H237V207L236 208H234V210H233ZM263 212V211H262ZM49 213H50V211H48V212H45V210L44 211H42V212H40L39 213V222H40V224H38V228L40 229V228H44V227H47V225H46V222L47 221H49L50 220V215L52 214H50L49 215ZM257 213H259L258 211H257ZM5 213H4V211H2V210H0V215H4ZM125 214V213H124ZM251 214V213H250ZM260 214V213H259ZM221 215V214H220ZM52 217H53V214L51 215ZM8 217V216H7ZM13 217V216H12ZM38 217V216H37ZM256 217V216H255ZM262 217V216H261ZM9 218V217H8ZM20 219V218H19ZM22 219V218H21ZM73 219V218H72ZM52 220V219H51ZM0 221H4V222H7V220H4V218L3 217H1L0 218ZM21 221V220H20ZM19 220H17V222L16 223H18V225L20 224L21 226H23L24 227V229L25 228H27V229H25L26 231H27V233H34V232H32L31 230H30V226L29 225H27V224H24V222L23 223H21ZM53 221V220H52ZM55 221V220H54ZM74 221V220H73ZM72 221V222H73ZM41 222H45V224H42ZM51 222V221H50ZM250 222V221H249ZM8 223V222H7ZM10 223V222H9ZM31 223V222H30ZM38 223V222H37ZM228 223V222H227ZM230 223V222H229ZM252 223H256V221H254V222H252ZM262 223H263V221H262ZM15 224V223H14ZM13 224V225H14ZM51 224V223H50ZM233 224H234V222H233ZM236 224V223H235ZM239 224V223H238ZM32 225V224H31ZM231 225V224H230ZM251 225V222L249 223V226ZM16 226V225H15ZM254 226H255V224H252L251 225V227H253L254 228ZM18 227H20V226H18ZM36 227V226H35ZM247 227V226H246ZM45 229V228H44ZM48 229V228H47ZM59 229V228H58ZM67 229V228H66ZM252 229V228H251ZM33 230H34V228H33ZM51 230V229H50ZM42 231V230H41ZM52 231V230H51ZM62 231V230H61ZM81 231V230H80ZM261 231V230H260ZM62 232H64V231H62ZM257 232H259V230L257 231ZM256 232V233H257ZM55 233V232H54ZM64 233H66V231L64 232ZM64 233H62V234H64ZM106 233H107V231H106ZM61 234V235H62ZM74 234V233H73ZM73 234H71V235H66L65 234V238H64V240H61L62 238L61 237H59L58 235L57 236H55V235H52L51 234V236L49 237L50 239H52V240H56V241H60V242H62V243H65V244H67V245H69V243L70 242H72V243H75V244H78L79 245V248L81 249V250H87V252L89 251V253L91 252L92 253V255H100L101 257H105L106 259H109V260H111V261H115V262H117V263H120V264H124L121 260H119V259H116L115 258V253L118 251H115V253H113V252H111V251H108V250H106V249H95L93 246H95L94 244L99 240L98 238H101L100 236L97 238L98 240H96L95 242H94V244H92L93 246H89L86 242V240H87V238H85L86 240V242L84 241V240H81L80 238H78L77 236L76 237H74V236H72ZM80 234V233H79ZM250 234V233H249ZM259 234V233H258ZM50 235V234H49ZM60 235V236H61ZM78 235V234H77ZM81 235V234H80ZM80 235H78L79 237H80ZM101 235V234H100ZM102 235H104V233L102 234ZM101 235V236H102ZM109 235V234H108ZM112 235V234H111ZM264 235V234H263ZM41 236H43V235H41ZM98 236V235H97ZM248 236V235H247ZM82 237V236H81ZM91 237V236H90ZM108 237H110V236H108ZM255 237H257V236H254L253 237V239L255 240ZM103 238H105V237H103ZM107 238V237H106ZM261 238V237H260ZM252 239V238H251ZM251 239H250V241H251ZM89 240V239H88ZM102 240H105V239H102ZM253 240V241H254ZM113 241V240H112ZM252 241V242H253ZM107 242V241H106ZM105 242V243H106ZM256 242H258L259 243V241H256ZM99 243V242H98ZM246 243V242H245ZM74 244V245H75ZM109 244V243H108ZM70 245H72L71 243H70ZM246 245H248V244H246ZM103 246V245H102ZM93 247V248H92ZM99 247V246H98ZM97 247V248H98ZM116 247V246H115ZM118 247V246H117ZM116 247V248H117ZM250 248V247H249ZM252 248V247H251ZM115 249V248H114ZM119 249H121V248H119ZM80 250V251H81ZM110 250V249H109ZM197 250V249H196ZM121 251V250H120ZM146 251V250H145ZM190 251H192L191 250V248H190ZM83 252V251H82ZM194 252H196L195 250H194ZM202 252H204V251H202ZM90 253V254H91ZM119 253V252H118ZM121 253V252H120ZM146 253V252H145ZM186 253V252H185ZM199 253V252H198ZM201 253V252H200ZM204 253H206V251L204 252ZM89 254V255H90ZM117 254V253H116ZM122 254V253H121ZM207 254V253H206ZM150 255V254H149ZM197 255V254H196ZM200 255V254H199ZM201 255H203V254H201ZM205 255V254H204ZM91 256V255H90ZM138 256V255H137ZM152 256V255H151ZM212 256V255H211ZM134 257H135V254H134ZM133 257V258H134ZM155 257V256H154ZM197 257H198V255H197ZM203 257V256H202ZM150 258V257H149ZM122 259V258H121ZM136 259V258H135ZM148 259V258H147ZM182 259V258H181ZM186 259V258H185ZM198 259V258H197ZM261 259V258H260ZM132 260H134V259H132ZM210 260V259H209ZM208 260V261H209ZM136 261V260H135ZM138 261V260H137ZM136 261V262H137ZM182 261V260H181ZM180 261V262H181ZM191 261V260H190ZM192 261H194V259L192 258ZM126 262H128V261H126ZM211 262V261H210ZM129 263V262H128ZM155 263V262H154ZM207 263H209V262H206V261H202V262H200V263H198V264H207ZM130 264V263H129ZM135 264H148V263H140V262H137V263H135ZM196 264V263H195ZM211 264V263H210Z\"/></svg>", "mask_w": 264, "mask_h": 264}, {"label": "water", "instance_id": "3", "mask_svg": "<svg viewBox=\"0 0 264 264\" xmlns=\"http://www.w3.org/2000/svg\"><path fill=\"white\" fill-rule=\"evenodd\" d=\"M0 264H120L101 256L87 258L81 251L34 233H21L0 221Z\"/></svg>", "mask_w": 264, "mask_h": 264}]
</instances>
